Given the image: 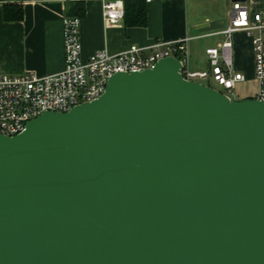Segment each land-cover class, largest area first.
<instances>
[{
  "label": "water",
  "instance_id": "obj_1",
  "mask_svg": "<svg viewBox=\"0 0 264 264\" xmlns=\"http://www.w3.org/2000/svg\"><path fill=\"white\" fill-rule=\"evenodd\" d=\"M182 68L0 135V264H264V101Z\"/></svg>",
  "mask_w": 264,
  "mask_h": 264
},
{
  "label": "crops",
  "instance_id": "obj_2",
  "mask_svg": "<svg viewBox=\"0 0 264 264\" xmlns=\"http://www.w3.org/2000/svg\"><path fill=\"white\" fill-rule=\"evenodd\" d=\"M138 1L145 5L146 22L143 26L128 25L125 18L117 25L106 26L101 18V3L82 0V57L103 48L117 53L133 45L147 46L153 41L184 40L187 72L210 73L205 50L218 47L227 39L224 30L230 25L234 0ZM241 2L248 12L261 13L264 19V0ZM73 3V0H0V72L8 76L30 71L38 76L59 72L64 58L62 17L72 15ZM14 4L21 5L22 16L4 19V5L10 8ZM230 41L233 70L245 79L236 87L250 80L256 84L251 96L243 94L236 99H251L258 88L253 77L252 43L244 30H236Z\"/></svg>",
  "mask_w": 264,
  "mask_h": 264
},
{
  "label": "built area",
  "instance_id": "obj_3",
  "mask_svg": "<svg viewBox=\"0 0 264 264\" xmlns=\"http://www.w3.org/2000/svg\"><path fill=\"white\" fill-rule=\"evenodd\" d=\"M104 25L123 22L125 1L98 0ZM230 25L225 28L227 39L218 47H207L205 54L210 73L187 72V47L184 40L153 41L147 46H134L117 53L106 48L83 58L80 38V16L62 17L64 58L61 70L38 76L34 72L8 76L0 72V135L13 137L24 131L27 122L42 113H65L75 106L97 99L104 91L107 79L118 72L133 73L147 70L162 58H177L183 66L181 76L189 81L209 80L223 89L228 98L235 94L236 84L244 76L234 72L231 64V35L244 30L253 50V77L257 90L252 98L264 101V19L258 12H248L241 1H234ZM210 86L208 83L204 84ZM212 87V86H210ZM213 88V87H212Z\"/></svg>",
  "mask_w": 264,
  "mask_h": 264
},
{
  "label": "trees",
  "instance_id": "obj_4",
  "mask_svg": "<svg viewBox=\"0 0 264 264\" xmlns=\"http://www.w3.org/2000/svg\"><path fill=\"white\" fill-rule=\"evenodd\" d=\"M125 20L128 25H139L143 26L146 22L145 16V5L144 2L133 0L132 2L125 1ZM3 16L4 19H18L22 16V8L21 5H4ZM84 13V7L81 2H74L72 6V10L70 14H76L78 16H82Z\"/></svg>",
  "mask_w": 264,
  "mask_h": 264
},
{
  "label": "rangeland",
  "instance_id": "obj_5",
  "mask_svg": "<svg viewBox=\"0 0 264 264\" xmlns=\"http://www.w3.org/2000/svg\"><path fill=\"white\" fill-rule=\"evenodd\" d=\"M74 2L78 1L81 2L82 0H73ZM203 84L208 83L210 86H212L214 89H216L219 92H223V89L219 86H217L215 83L211 81H201ZM256 89V84L254 81L250 80V82H246L243 85H239V87H236V89L233 90V94H235V99L240 98L243 94L251 96L252 92Z\"/></svg>",
  "mask_w": 264,
  "mask_h": 264
}]
</instances>
